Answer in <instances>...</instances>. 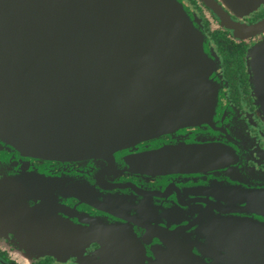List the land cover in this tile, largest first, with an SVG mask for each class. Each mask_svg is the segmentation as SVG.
Wrapping results in <instances>:
<instances>
[{"label":"water","instance_id":"water-1","mask_svg":"<svg viewBox=\"0 0 264 264\" xmlns=\"http://www.w3.org/2000/svg\"><path fill=\"white\" fill-rule=\"evenodd\" d=\"M202 1L235 39L264 32V20L246 26L224 9L243 18L264 0ZM252 58L264 116V41ZM220 67L201 19L182 0H0V147L40 160L98 161L106 175L196 176L199 197L182 203L179 219L174 206L156 212L166 227L142 224L152 243L168 246L165 264H264V171L249 165L252 140L237 110L222 106ZM170 188L167 195L180 197ZM206 235L210 258L194 246Z\"/></svg>","mask_w":264,"mask_h":264},{"label":"flooded vegetation","instance_id":"flooded-vegetation-1","mask_svg":"<svg viewBox=\"0 0 264 264\" xmlns=\"http://www.w3.org/2000/svg\"><path fill=\"white\" fill-rule=\"evenodd\" d=\"M182 1L201 19L211 47L220 58L222 106L225 110L234 106L250 134L249 165L264 171V116L250 80L252 51L264 41V32L235 39L204 1ZM224 9L233 20L246 26L264 20V4L243 18ZM196 132L199 129H188L185 134ZM163 140L170 141L168 137ZM153 144L154 141L144 147L154 149ZM120 155H116V161L121 165ZM72 160H40L24 157L5 143L0 147V264H115V259L121 258H141L136 264H165L168 246L156 240L152 243V231L142 224L166 227L168 221H158L156 212H167L174 206L178 212L175 219H179L182 203L199 197L192 193L197 177H132L117 171L106 175L99 171L98 161ZM128 183L138 188L119 187ZM175 186L181 190L180 197L174 189L171 196L167 195L168 188ZM198 205L193 204V209L197 210ZM105 208L118 213L124 209L126 214L141 212L144 218L122 220ZM211 236L194 239V246H204V253L208 248V258L213 254ZM185 241L180 238L178 247L187 245ZM40 244L60 252L44 251Z\"/></svg>","mask_w":264,"mask_h":264},{"label":"rangeland","instance_id":"rangeland-1","mask_svg":"<svg viewBox=\"0 0 264 264\" xmlns=\"http://www.w3.org/2000/svg\"><path fill=\"white\" fill-rule=\"evenodd\" d=\"M260 8V7H259ZM258 8V9H259ZM232 10H233V12L236 14V15H238L237 13H239L240 12V10H238V9H236V8H231ZM257 11V10H256ZM255 12V11H254ZM251 79H252V72H251ZM250 79V80H251ZM251 84H252V82H251ZM257 104V103H256ZM124 167V166H123ZM123 175V174H122ZM130 176V175H129Z\"/></svg>","mask_w":264,"mask_h":264}]
</instances>
